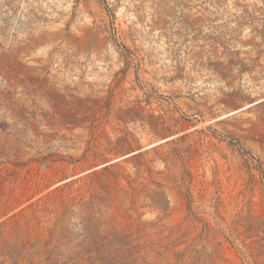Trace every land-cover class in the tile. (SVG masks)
<instances>
[{
	"label": "rangeland",
	"instance_id": "obj_1",
	"mask_svg": "<svg viewBox=\"0 0 264 264\" xmlns=\"http://www.w3.org/2000/svg\"><path fill=\"white\" fill-rule=\"evenodd\" d=\"M0 264H264V0H0Z\"/></svg>",
	"mask_w": 264,
	"mask_h": 264
},
{
	"label": "trees",
	"instance_id": "obj_2",
	"mask_svg": "<svg viewBox=\"0 0 264 264\" xmlns=\"http://www.w3.org/2000/svg\"><path fill=\"white\" fill-rule=\"evenodd\" d=\"M143 154L142 153H140V155L139 156H142ZM105 170H109V167H105Z\"/></svg>",
	"mask_w": 264,
	"mask_h": 264
}]
</instances>
